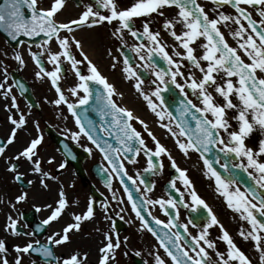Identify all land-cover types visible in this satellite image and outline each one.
Returning <instances> with one entry per match:
<instances>
[{
  "label": "snow or ice",
  "instance_id": "6c2138e0",
  "mask_svg": "<svg viewBox=\"0 0 264 264\" xmlns=\"http://www.w3.org/2000/svg\"><path fill=\"white\" fill-rule=\"evenodd\" d=\"M66 6L67 0H2L0 32L18 43H24L18 39L21 36L45 37L37 44L40 51L34 52L29 46V55L38 68L35 76L37 79L50 80L57 97L51 103L56 106L65 104L75 118L79 131L71 133V138L78 140L83 135L104 153L105 160L111 165V173L106 181L109 189L114 178L112 174H115V178L121 184H124L125 177L132 181L134 187L136 184L119 160L120 153L139 154L143 150L148 157V168L145 171L154 170L156 165L153 157L164 154L171 162V167L179 173L182 183L191 189L189 195L193 204L207 209V222L203 224L198 234L189 233L190 243L185 241L181 244L183 237L179 232H163V235H159L142 215L146 205H159L161 209H166L176 208L177 202L172 199H144L142 204L138 205L131 189L124 185L131 210L140 220L141 229H146L155 236L164 251V256L158 251L149 253L153 264H169V260L171 264H257V261L246 254L237 245L233 236L220 224L211 208L192 188L186 170L177 166L168 149L149 131L148 125L139 117H133L128 109L117 105L113 99L117 94L115 86L108 82L107 77L89 58L84 50L85 41L75 35L77 30H91L107 25L110 26L111 37L119 40L122 46L126 44V34L136 40L147 42L132 45L131 51L135 52L143 62L142 67L151 70L152 75L155 76L156 79L152 81L154 89L150 94L143 91L141 86L144 80L138 74L140 66L133 67L129 57L118 49L123 56L121 71L124 78L135 80L133 87L160 121H164L167 110L158 111V105L152 97H155L162 106L164 104L162 92L168 90L169 82L179 89L183 100L177 109L178 117L167 112L169 123H161L160 126L175 138L176 146L185 156L189 151L200 154L206 168L205 175L214 179L216 191L224 198L227 207L247 224V227L240 226L237 235L242 241L251 243L257 253L258 264H264V191H259L264 190V0H207V4H202L199 0H129L124 7L120 6L118 0H92L91 3L83 5L82 11L76 18L62 20L59 17ZM227 8H231L232 12L226 11ZM167 9L175 11L169 15L166 14ZM157 18L161 20L158 30L152 27ZM137 20H140L139 28L136 27ZM222 29H226L227 34ZM162 33H166L171 38V44L162 38ZM228 36L232 38L234 44L228 42ZM53 44L57 46L55 50ZM14 52V59L23 66L25 64L23 55L19 50ZM106 52L111 57L112 69H115L120 61L112 54L111 49H106ZM45 55L47 62L53 65L52 70H47L44 66L42 57ZM77 56L80 58L78 59ZM155 57L163 60L168 67L159 68L154 62ZM65 61L77 78L74 86L68 89L72 96L77 97L76 103L68 101L60 84ZM81 66L86 68L87 74L82 71ZM182 69H187V72ZM3 75L4 81L0 82V96L10 100V104H5V109L10 113L12 109L20 112L16 96L12 94V86L7 84L6 67L3 68ZM178 77L183 82H178ZM93 84L102 86L95 89V99L100 102L98 110L102 119L107 115L112 117L110 123L116 129L119 148L113 147L107 141L102 144L95 138L91 129L82 123V117L76 111L79 105L89 103L93 96L90 85ZM161 85L165 87L161 88ZM19 87L23 88V85ZM80 92H83L82 96L79 95ZM7 119L12 127L6 141L0 144V157L6 156L8 147L16 142L18 132L27 125L26 116L22 112L18 117L10 114ZM133 119L138 120L151 137L154 150L147 148L141 133L132 126L130 121ZM189 119L195 122L194 127L189 123ZM172 121H175L176 130L171 126ZM88 124L94 127L91 121H88ZM35 127L39 132L38 123ZM103 130L108 131L109 135L113 134L109 129ZM181 137L186 139L182 140ZM42 142L43 136L37 134L13 156L7 157L5 163L7 171L13 174V179L23 182L25 173L19 171V162L24 160L28 164L30 173L38 176L39 186L51 191L49 181L58 183L59 178L43 167L44 161L39 152ZM217 145L220 146V152L231 153L238 158L239 162L233 167L247 173L255 187L249 186L241 190L237 186L238 181L223 177L212 166L204 154ZM85 151L91 152V149L85 148ZM124 159L129 160V163L135 162L127 155H124ZM53 160L54 158H50L47 163L51 164ZM65 166L64 162L58 165L60 169ZM159 166L163 168L162 163ZM221 167L226 168L225 165ZM27 183L33 185L34 181L28 180ZM140 183L144 184V181L141 179ZM170 184L172 188L176 187L175 180L170 181ZM136 191H140L139 187H136ZM145 191H151V188L146 186ZM27 199L28 193L21 192L15 197V202L10 201L9 205L15 210L16 204ZM113 199H116L115 193ZM180 202L183 203V193ZM74 205L78 207L79 202L70 201L63 184L58 183L53 203L43 205L49 214L41 224L48 226L53 222L59 223L66 214L69 220L58 231L49 235L44 244L39 240L10 244V239L32 236L34 233L22 231L20 221L12 214H7L3 235H0V264H24V257L33 252L44 257L45 264H86L87 253H81L77 249L67 256L57 257L51 247L71 244L73 234L82 231V224L95 219L96 207L93 199L88 200L82 211L69 212V208ZM33 207L37 212L41 211V207L36 205ZM109 209L110 205L105 201L104 219L108 221L109 227L101 233L103 240L98 248L97 264H115L116 252L122 245L127 247L128 243V237L121 240L119 233L115 231V222L109 215ZM116 215L123 219L120 213ZM148 215L151 216L150 211ZM152 219L157 225L163 224V221L155 217ZM189 223L196 227L192 221ZM168 225L177 227L171 219ZM212 226H218L220 229V235L215 239L210 238L209 229ZM27 227V224L23 225V228ZM179 227L188 232L187 224ZM95 231L101 232V229L96 228ZM217 241L223 242L224 251L219 249ZM135 255L140 256V251H136ZM30 264H36V261L32 260ZM144 264L148 262L145 261Z\"/></svg>",
  "mask_w": 264,
  "mask_h": 264
},
{
  "label": "flooded vegetation",
  "instance_id": "af4514ba",
  "mask_svg": "<svg viewBox=\"0 0 264 264\" xmlns=\"http://www.w3.org/2000/svg\"><path fill=\"white\" fill-rule=\"evenodd\" d=\"M91 2L92 0H78V3L75 4L72 1H68L65 10L62 13H64L66 16H68V13H71V14L73 12L80 13L82 11L83 5L91 3ZM118 2L120 3L121 7H124L125 5L128 4L129 0H118ZM199 2L202 4H207V0H199ZM209 7L211 6L209 5ZM174 11H175L174 9H167L166 14H169V15L173 14ZM226 11L232 12V9L227 8ZM160 23H161L160 18H157L156 23L153 24L152 27L158 30L160 27ZM136 27L137 28L140 27V20L136 21ZM222 31H225V33L227 34L226 29H222ZM104 34H106L108 40L114 44V47L116 49L115 54L117 56H121L119 55L120 53L118 52V47L121 44V42L111 37L110 26L105 25V26L99 27L100 37H102ZM162 38L168 42V37L166 33H162ZM227 38L230 44L234 43L230 36H228ZM125 40H126L125 46L129 48L130 50H131L132 45H136L142 42L147 43L146 41L136 40V38L132 37L131 35H127V34L125 36ZM52 47H53V50H55L57 46L53 44ZM40 50L41 49H39L38 47H35L34 52L40 51ZM22 55L23 57L29 56V52L25 51V53H22ZM132 55L135 61L134 67H136V64L137 66L142 67L143 62L139 60L136 53L132 51ZM42 58L44 60V66L46 67V69L52 70L53 65L47 62V55H45ZM77 58L79 59L78 56ZM102 58L107 59L106 56H103ZM63 66L65 67V69L61 76L60 84L65 92V95L68 97V101L70 103H76L77 97L72 96L70 92L68 91V89L74 86V84L77 82V78L75 77L74 72L71 70L70 65H68L66 61L64 62ZM29 71L30 70H26L25 72L28 74L32 85H34L35 80L34 81L31 80L32 76H30ZM37 71H38V68L35 70V73ZM82 71L85 74H87V72L84 71V69H82ZM147 73L151 77L152 80L156 79L155 76L152 75L151 70H147ZM36 83H37L36 84L37 90L43 91L48 88L51 92H53L55 99L57 98L55 89L52 88L50 80L48 78L38 79ZM45 83H49V86L45 85ZM146 83L150 84L151 83L150 79ZM152 86L153 88L155 87L154 85ZM14 89H15V86H14ZM79 95L82 96L83 92H80ZM134 97L138 100L141 99V96L137 91L134 94ZM115 102L117 103L118 106H120L119 105L120 101L115 100ZM144 110L148 116L142 118L141 120H143L148 125L149 131H151L156 136L157 140H159V142L168 149V152L171 154L173 160H175L177 166L180 169L184 170V168H189L191 166L190 161L186 157H184L183 153L176 146L175 138H173L171 134L165 128H162L160 126L161 123H169V120L165 118L164 121H160L159 118L152 111H149L147 105H145ZM32 113H37L39 119H42V120L44 118L49 119L46 122H41L43 127H45L47 123L54 131L62 135L68 142L76 145L77 147L81 148L83 151H79L77 150L78 148H72V147H70L69 149H60L57 146V144L45 134V131H43V127L41 126V124L39 122H36L39 125V132H37V128L35 127L36 123H32V125H29V127H26L25 129L27 130V132L25 133L23 132V130L19 131L16 142L13 145L8 147L6 151V156L4 158L13 156L23 146L22 142L25 139V137L36 136L37 134H40L43 136V142H42V145L40 146L39 152H40V155H44V158H43L44 169L50 171V167H52L53 168L52 174L56 175L59 178L58 180L59 184H63V182H59V181H64V179H66L65 185L63 184V186L65 190L67 191L68 199L70 201L77 200L79 202L78 207L74 205L73 207L69 208L68 211L69 212L82 211L85 208L90 198L95 201V207H96L95 219L92 221L84 222L82 224V231L79 233L73 234L72 243L67 244V245H62V246L52 245L53 251L55 252V249H56L57 256H62V251L59 250V248H61L64 250L65 256H67L73 250L78 249L81 253L88 254L86 264H93V262L97 259L98 248L100 247V242L103 240V236L101 233L109 227L108 221L104 219L103 203L107 201V203L110 205L109 215L112 216V219L115 222V226H116L115 231L119 233V236L121 234H125V235L128 234V225L133 215L131 207L129 206L127 200L125 199L122 189L119 186L117 178H115L114 174H112L114 178L111 181V189H109V187L105 185L101 179L96 178V177H102V175H97L95 174V172L94 174L92 173L93 167L95 165H99L100 169L103 168L104 170H106L105 173L107 174V179H108V175L109 173H111V165H109L107 160H105L104 153H102L98 148H96V146L93 145L91 141L87 139V137L81 135L78 140H74L71 138V133L78 132L79 127L77 126L75 122V118L68 111L67 106L65 104H62L59 106L52 105V106H46V107L45 105L40 104V109L32 110ZM149 113L151 114V116H149ZM10 114H13L17 117L18 112L11 111L10 113L9 111H6V109L3 110V116L5 117L3 118V139L5 141L9 133V130L12 127V125L7 119V116H9ZM130 123L132 124L134 128L137 129V131L141 133V136L144 139L147 148L154 150V142L151 139V137L148 136L143 126L140 123H133L132 121H130ZM171 126L175 130V126L172 123H171ZM95 128H96L95 131L92 128H90L91 132L93 134H96V131H99L98 140L102 144L104 141H107L108 144H111L115 148L120 147L118 143L114 144L110 142L109 140L110 135L108 131H104L103 129H106V128L102 127V125L99 124V122L95 123ZM85 148H90L91 152L85 151ZM84 151L87 155L84 154ZM84 155H86L87 157L84 158ZM65 156L67 160L66 166L64 170H62L61 172H57L56 163L64 159ZM50 158H54L53 163L51 164L47 163V161ZM118 158L122 160L128 174L130 176H133L134 179H136L135 173L138 169H140L141 171V169L144 170L148 168V160L145 158V154L143 150H141L140 153L136 155V158H139V161L137 164H135V162L134 163L124 162L122 158V153L118 155ZM158 162H159V165L161 163L163 164V168L161 169L159 166V168L154 171V174L156 175L159 173L158 175L159 182L157 183V185L161 186L162 181L165 182L168 180V178H166L167 174L168 176L172 174L174 169L173 167H171V162L169 161L167 155L162 154L160 157H158ZM5 165L7 167V164ZM6 167H3L4 175L8 173ZM100 169L96 171L101 173ZM21 170L19 169V171ZM76 170L82 171L83 177L77 176ZM160 172L162 173L160 174ZM139 179H138V184L140 185L141 190L145 192L146 199H153V200L169 199L163 192V189H162L163 195L160 192H157L155 195L150 196L149 192L145 191V188L140 183ZM177 182L178 183H177L176 188L179 189L180 196H181V193H183V203L176 204V208L170 207V210L173 212L175 216V220L178 224L188 225V232L186 234H187V237L191 239L189 236V233H191V235L198 234V232L200 231V228L208 220L207 218L206 220H202L199 224H195L193 222L192 215H195L194 218H198L201 216L200 209H202L203 211H206V209L201 205L193 204L191 196L189 195V192L191 191V189H188L182 183L181 180L178 179ZM191 182H192V188L195 190L196 188L195 182L193 181ZM58 183H53L49 181V184L51 187V191H49L50 195L48 192L49 196L47 197V199H45L44 201H41L40 198L38 199L36 197L35 192H34V189L37 188L36 193L37 194L40 193L39 192L40 187H36L38 184V180H37L34 187L32 185L33 192H32V196H30V200L27 199L25 202H21L17 206V211L20 214V218H21V214L32 210L34 212V215H33L34 222L38 223L39 221H43V219H45L46 216L49 214L48 211L43 208V205L45 203H53V201L56 198V189L58 187ZM3 186H7L6 180L3 181ZM91 187H93L97 192L91 190L92 191L91 193L90 191ZM241 190H244V189L241 188ZM259 191H264V190H259ZM113 193H115L116 199H113ZM207 194L208 196H200L198 194L197 195L202 200L205 201V203L208 205L209 208H211L213 214L220 221V224H222L224 228L233 236L237 245L241 247V249L244 250L246 254H248L254 261H257V264H258L257 253L252 248L251 243L242 241L241 238L237 235L238 229L240 228L241 225H243L244 227H247L246 222L242 221L239 218L238 214L234 213L231 209L227 207L224 198L220 196L219 193L216 191V187L208 190ZM119 201H123V203H119ZM33 205L41 207V211L37 212L35 207H33ZM185 205H187V207H185ZM121 209H123V211H121ZM147 211L151 212L152 218L155 217L156 219L163 221V224H161V226L163 227L164 232H172V233L178 232L175 227L168 225V221L170 220L169 215L166 214V211L164 209H161L159 205L149 204L147 205ZM116 213H120V215L123 216V220L127 224V228L124 222H119L120 217L117 216ZM68 220H69V216L66 214L59 223L53 222L51 225H48L42 236V238L44 239V242H46V238L49 235H51L54 231H58L61 228V226ZM189 221H192V223H194L196 227H193L192 224L189 223ZM165 225H168V227H165ZM28 227L34 230V224H29ZM96 228H100L101 232H96L95 231ZM209 233H210V238L215 239L216 237L220 235V229L218 226H212L209 229ZM146 239H147V246H146V252L144 256L145 261H147L148 264H153L152 257L149 255V253L158 251L160 255L164 256V251L162 248H160V245L157 242V240L154 238V236L148 231H147ZM36 240H39V238H37ZM180 243L184 244L185 242L182 239ZM217 243H218L219 249L221 251H224L225 245L223 244V242L217 241ZM128 255H129V259L131 260L130 263H132L133 262L132 254L131 255L128 254ZM165 258L167 259V257Z\"/></svg>",
  "mask_w": 264,
  "mask_h": 264
},
{
  "label": "bare ground",
  "instance_id": "6f19581e",
  "mask_svg": "<svg viewBox=\"0 0 264 264\" xmlns=\"http://www.w3.org/2000/svg\"><path fill=\"white\" fill-rule=\"evenodd\" d=\"M98 105L100 104H97L95 102H91V105L86 107V109L84 110V113H85V121H86V124L88 127L92 128L94 131H95V123L96 122H99V124L102 125V127H105L106 129L110 128L111 132L113 133L112 135H110V142L111 143H118L117 142V139H116V129L114 127H111V124H110V119L107 116H104L103 119L101 118V114L98 110ZM190 120V119H189ZM88 121H91L92 122V125H94V127H92L91 125L88 124ZM190 124L192 126H194L195 122L194 121H191L190 120ZM2 168V167H1ZM22 169V170H21ZM21 171L23 173H27V176L29 179L33 178L34 177V174H31L30 173V170H29V167L27 164L25 165H22L21 166ZM49 195H50V192H49ZM43 196V193H39V194H36V197L39 199L40 197ZM3 228V222L0 224V231L1 229ZM1 234V233H0Z\"/></svg>",
  "mask_w": 264,
  "mask_h": 264
},
{
  "label": "rangeland",
  "instance_id": "374dc122",
  "mask_svg": "<svg viewBox=\"0 0 264 264\" xmlns=\"http://www.w3.org/2000/svg\"><path fill=\"white\" fill-rule=\"evenodd\" d=\"M0 42H1V40H0ZM2 43V42H1ZM1 43H0V67L1 68H3V45H1ZM5 55L6 56H10V54H9V52L8 51H6L5 52ZM0 82H3V71H1V69H0ZM3 107V96H0V111H1V108ZM3 131V130H2ZM3 135V134H2ZM25 142H26V139L24 140ZM24 142V143H25ZM2 167V168H1ZM50 171L53 173V168L52 167H50ZM11 175L12 174H10V176H9V182H12V178L10 179V177H11ZM66 175V174H65ZM65 181H66V179H64V181H59V182H63V184L65 185ZM4 188H3V157H0V215H1V218H0V220L1 221H3V198L5 197V196H3V192H4ZM201 190V192H203L204 190L203 189H200ZM14 191V194H17L18 193V191H20L18 188H16V189H14L13 190ZM32 192H33V188L32 189H30V192H29V194L28 195H32ZM206 194V193H205ZM207 195V194H206ZM10 196H12V192H8L7 193V195H6V197H9L10 198ZM8 203L10 202V199H8V201H7ZM8 207V206H7ZM134 228H135V239L137 240V242L139 243V241H140V236H141V232H140V229H138L137 227H135L134 226ZM30 239H27V241H29ZM18 243V239L17 238H15L14 240H12V239H10L9 240V243L11 244V243ZM141 243H144V242H141ZM137 248L139 247V245H137L136 246ZM137 248H135V249H137ZM138 249H140V248H138ZM141 250V249H140ZM142 251V250H141ZM14 254V253H13ZM25 261V264H30V261H27L26 262V260H24Z\"/></svg>",
  "mask_w": 264,
  "mask_h": 264
}]
</instances>
